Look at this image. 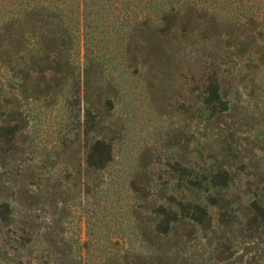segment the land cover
<instances>
[{
    "label": "rangeland",
    "instance_id": "374dc122",
    "mask_svg": "<svg viewBox=\"0 0 264 264\" xmlns=\"http://www.w3.org/2000/svg\"><path fill=\"white\" fill-rule=\"evenodd\" d=\"M0 264H264V0H0Z\"/></svg>",
    "mask_w": 264,
    "mask_h": 264
},
{
    "label": "trees",
    "instance_id": "16d2710c",
    "mask_svg": "<svg viewBox=\"0 0 264 264\" xmlns=\"http://www.w3.org/2000/svg\"><path fill=\"white\" fill-rule=\"evenodd\" d=\"M167 14V13H166ZM169 15V13H168ZM168 15L166 17H164V21L165 19L168 17ZM215 97L216 99H220V93H219V81L216 79V86H215Z\"/></svg>",
    "mask_w": 264,
    "mask_h": 264
}]
</instances>
